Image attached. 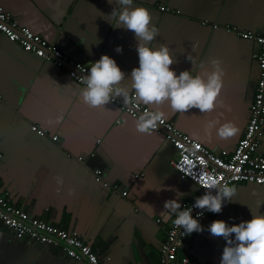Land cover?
Returning <instances> with one entry per match:
<instances>
[{
	"label": "crops",
	"instance_id": "1",
	"mask_svg": "<svg viewBox=\"0 0 264 264\" xmlns=\"http://www.w3.org/2000/svg\"><path fill=\"white\" fill-rule=\"evenodd\" d=\"M135 3L149 9L158 29L152 43L169 45L177 58L171 67L177 72L193 67L203 73L212 58H219L225 69L209 112L196 108L177 112L168 101L143 104L159 108L177 129L230 157L249 121L260 77L258 44L237 31L264 35V0ZM0 6L71 61L91 65L107 53L127 74L138 66L134 33L114 27L117 21L106 16L118 7V0H0ZM117 45L123 47L121 52L115 51ZM122 84L130 87V78ZM83 86L53 62L0 34V193H9L12 203L31 215L81 236L93 245L102 264H160V248L175 218L162 219L165 200L179 191L185 194L180 197L183 205L195 200L201 188L173 165L178 151L165 130L141 133L135 128L136 117L116 104H85L80 95ZM213 119L232 121L239 131L221 138L213 128L206 135L205 125ZM33 125L46 134L40 135ZM258 140V153L264 155V129ZM232 186L233 201L221 212L209 211L199 219L204 230L189 234L181 249L196 264H220L226 242L207 230L213 220L238 223L251 218L250 208L264 211L263 184ZM0 264L86 262L70 258L60 245L29 242L0 220Z\"/></svg>",
	"mask_w": 264,
	"mask_h": 264
},
{
	"label": "clouds",
	"instance_id": "2",
	"mask_svg": "<svg viewBox=\"0 0 264 264\" xmlns=\"http://www.w3.org/2000/svg\"><path fill=\"white\" fill-rule=\"evenodd\" d=\"M106 16L117 21H111L114 27H123L134 33L138 66L133 67L130 74H127L115 57L107 53L102 54L92 62L83 82L80 95L85 104L91 107H105L110 101L122 98L124 103L134 99L146 105H159L168 101L173 110L181 113L192 108L199 109L200 112L214 109L225 74L219 58L208 61L210 68L205 69L203 73L194 72L193 67L177 72V69L171 67L177 62V58L169 45L161 43L157 46L152 43L158 35V29L152 23L148 8L136 4L135 0H118V7H113L111 13ZM122 50L121 45L116 46V52ZM185 58L192 65L195 63L190 56ZM126 77L131 80L130 87L122 84ZM165 115L159 108L146 110L136 118L135 128L138 132L150 133L157 128L158 122ZM60 119L62 116L57 117V121ZM213 128L221 138L234 136L239 131L232 121L220 123L218 119H213L205 125V134L210 136ZM57 182L62 183V179L58 178ZM201 185L210 190L197 196L191 207H182L180 197L185 194L177 191L176 197L165 200L164 210L160 212L165 221L174 215L172 222L186 235L203 231L204 226L199 220L203 211L221 212L225 203L233 201L236 192L235 186H230L227 182L219 183L215 179L205 178ZM160 188L155 189L159 191ZM151 208L153 209V206ZM194 208L203 211L194 216ZM250 213V219L238 223L215 219L207 226L211 235L222 237L226 242L220 264H264V211H254L250 208Z\"/></svg>",
	"mask_w": 264,
	"mask_h": 264
},
{
	"label": "built area",
	"instance_id": "3",
	"mask_svg": "<svg viewBox=\"0 0 264 264\" xmlns=\"http://www.w3.org/2000/svg\"><path fill=\"white\" fill-rule=\"evenodd\" d=\"M161 9L167 8L162 6ZM0 34L17 42L24 50L53 62L61 72L69 74L75 81L84 85L83 82L90 65L81 61L69 60L56 45L48 43L40 34L34 33L31 29L20 26L3 6H0ZM237 34L257 42L259 49L255 57L259 65L260 77L251 105L249 121L232 155L227 157L226 151L222 153L212 151L200 141L177 129L174 123L165 117L154 129L155 131H166L167 137L175 144L178 151L173 165L182 175L198 184L201 188L200 195L210 190L201 185V181L205 178L215 179L219 183L227 182L230 186L238 182L264 185V155L258 153V139L264 129V35L243 30H238ZM110 102L136 118L142 112L151 110L134 99H130L128 103H124L122 98ZM32 128L40 135L46 134L45 130L36 125ZM53 138L57 140L58 136ZM1 158L0 153V167ZM8 195L9 193L5 191L0 193V220L8 229L32 243L60 245L72 259H83L86 264H102L98 252L91 243L83 240L73 231L31 215L25 208L13 204ZM193 202L194 200L184 202L182 207H191ZM201 211L203 210L194 208L192 214L195 216ZM208 212L203 211L199 219L204 218ZM172 221L168 227L167 239L160 248V264H196L194 258L188 253H181V249L187 246L189 234L186 235Z\"/></svg>",
	"mask_w": 264,
	"mask_h": 264
}]
</instances>
